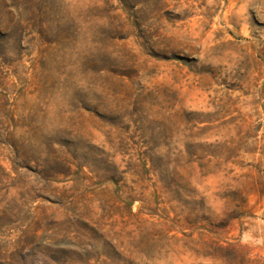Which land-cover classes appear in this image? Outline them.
<instances>
[{
    "label": "rangeland",
    "instance_id": "374dc122",
    "mask_svg": "<svg viewBox=\"0 0 264 264\" xmlns=\"http://www.w3.org/2000/svg\"><path fill=\"white\" fill-rule=\"evenodd\" d=\"M0 264H264V0H0Z\"/></svg>",
    "mask_w": 264,
    "mask_h": 264
}]
</instances>
